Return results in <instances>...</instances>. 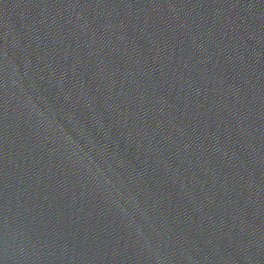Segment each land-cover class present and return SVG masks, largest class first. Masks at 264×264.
<instances>
[{
    "label": "water",
    "instance_id": "water-1",
    "mask_svg": "<svg viewBox=\"0 0 264 264\" xmlns=\"http://www.w3.org/2000/svg\"><path fill=\"white\" fill-rule=\"evenodd\" d=\"M0 264H264V0H0Z\"/></svg>",
    "mask_w": 264,
    "mask_h": 264
}]
</instances>
